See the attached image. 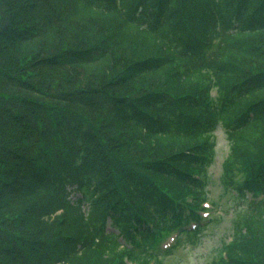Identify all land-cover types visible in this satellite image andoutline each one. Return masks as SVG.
I'll return each mask as SVG.
<instances>
[{"label":"trees","instance_id":"obj_1","mask_svg":"<svg viewBox=\"0 0 264 264\" xmlns=\"http://www.w3.org/2000/svg\"><path fill=\"white\" fill-rule=\"evenodd\" d=\"M220 125L213 264H264V0H0V264H161L203 232Z\"/></svg>","mask_w":264,"mask_h":264},{"label":"rangeland","instance_id":"obj_2","mask_svg":"<svg viewBox=\"0 0 264 264\" xmlns=\"http://www.w3.org/2000/svg\"><path fill=\"white\" fill-rule=\"evenodd\" d=\"M215 131L216 156L209 169L210 183L208 185L209 198L214 202L208 220L213 221L194 242L183 239L182 243L173 246L170 239L166 245L170 244L169 246L173 247L164 255L161 264H213V261L218 259L223 244L230 242L240 204L222 185V163L228 154L230 143L222 125Z\"/></svg>","mask_w":264,"mask_h":264}]
</instances>
